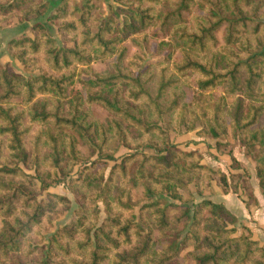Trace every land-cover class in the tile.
Returning a JSON list of instances; mask_svg holds the SVG:
<instances>
[{
	"label": "trees",
	"instance_id": "1",
	"mask_svg": "<svg viewBox=\"0 0 264 264\" xmlns=\"http://www.w3.org/2000/svg\"><path fill=\"white\" fill-rule=\"evenodd\" d=\"M21 2L27 5L19 12L35 23L36 32L32 40L12 41L9 53L29 65L36 63L32 55H42L44 67L26 77L0 66V264H179L180 253L189 245L184 264H264V245L251 233L235 236L238 219L222 203L203 195L213 182L228 193L226 176L200 164L195 152L170 145L167 134L182 127L191 131L196 121L211 139L230 134L255 162L264 197V124H260L264 105L258 104L264 101V0H129L128 20L116 22V13L100 29L87 22V2L70 7L68 15L76 13L71 20H66L69 0ZM150 4L161 7L153 13ZM50 6L57 9L53 20H62L58 29L63 41L71 32L74 40L79 28H85L73 47L55 46L46 33L41 17ZM192 6L201 13L186 23L184 14ZM17 9V0H0L1 15ZM153 23L161 31H171L181 54L178 63L169 64V50L141 68H125L121 48L111 72L87 79L93 92L88 90L84 98L66 94L74 66L91 60V53L85 54L88 47L100 58L112 57L123 38ZM190 74L198 76L194 81L198 91L220 88L221 95L196 102V107L182 102L179 86ZM14 98L18 104L10 102ZM227 98L233 99L230 104ZM85 104L105 108L113 116L108 126L88 121ZM129 128L140 137H131ZM77 140L109 159L113 154L104 151L110 140L115 141L114 152L119 147L135 152L115 165L105 181L100 171L86 166L71 181L81 207L73 225L56 230L46 246L20 254L34 228L51 223L59 205L66 206L67 200L58 195L49 194L47 200L37 197L83 162ZM145 147L155 153L147 155ZM19 163L34 168L40 187ZM128 184L142 189L147 201L139 210V222ZM191 184L198 202L181 194ZM251 200L255 201L252 194L247 206ZM100 203L106 218L98 225ZM157 240L163 243L160 249Z\"/></svg>",
	"mask_w": 264,
	"mask_h": 264
},
{
	"label": "rangeland",
	"instance_id": "2",
	"mask_svg": "<svg viewBox=\"0 0 264 264\" xmlns=\"http://www.w3.org/2000/svg\"><path fill=\"white\" fill-rule=\"evenodd\" d=\"M50 1L52 0H45V2ZM86 2L90 5L89 14L87 16V22L88 24L90 23L92 26H96V29H100L103 25V22L109 16L116 17V13H119L117 19L118 21L116 20V22L122 24L124 20H128V12L131 7V5L128 3L129 0H69L66 5V20H71L73 14L74 16L76 15L75 12L73 14L71 13L70 15H68L74 5L81 7ZM17 3L19 4V9L11 13L2 15L0 14V66L4 67L11 73L23 75L26 77L29 75H37L42 69V67H44L42 55H32V58L35 59L36 63H34L33 65H29L28 63L21 62L19 58H17L16 53L12 52L11 54L8 50V46L12 41H21L24 38L32 40L36 32L34 30L35 23L29 22L19 12V10L26 9L27 4L21 2V0H17ZM145 5H147L146 2L143 3V6ZM150 7H152L153 9V13H157L161 6L160 4H150ZM56 10L57 9L55 6H50L48 12H46V14L41 17L42 23L45 26V31L53 40H55V46H65L68 48L73 47L76 41V37L79 36L81 32L85 31V28H79V30L77 31V35L74 38L75 41L71 38V36H73L75 32H71L70 36L66 37V41H63L60 31L58 29V24H60L62 20L56 21L52 18L57 14ZM200 13L201 12L198 6H192L190 13L184 14V19L186 23H190V18ZM170 32L171 31L168 30L161 31L157 27V24L153 23V25L147 27L138 34L123 38L122 42H120L116 54L108 58H100L99 56H96L91 49L88 50L89 47H86L87 50L85 54L91 53V60H89V63L85 66H74L76 69L74 70L75 75L73 78V82L66 87V94L68 96H74L75 94L79 93L84 98L88 90H91L93 92L94 86L89 85L87 83V79L93 78L95 74L106 75L111 72L112 64L115 62L116 56L121 51V48H123L124 52V60L122 66L125 68H141L145 64L162 59L169 50V64L178 63L181 58V54L175 48V38ZM221 36L222 29L217 32V37L219 39H221ZM163 42L170 44L171 47L168 49V47L165 46ZM81 48H83V46H81ZM197 78V75L190 74L188 78L182 79L184 83L179 86V91L183 94L182 102H185V104L191 105L192 107H196V102L206 103L208 101H213L221 95L220 88L216 90H209L207 92L198 91L194 86V81ZM232 100V98H227V104H230ZM10 102L12 104H18L19 100L14 98L11 99ZM258 104L264 105V101ZM18 107H20L21 109L24 108L22 105H18ZM83 113L86 114L88 121H95L103 124L104 126H108L110 118L113 117L109 112H107L105 108L98 104H85L83 106ZM260 124H264V111L260 118ZM122 125L126 126L127 124L123 121ZM129 131L131 137H140V135L138 133H135L132 129L129 128ZM65 132L69 133L68 130H66ZM167 134L168 142L170 145L174 146L176 149L182 152H195L199 156L200 164L207 166L210 169L221 171L227 178V182L230 186V191L236 188L232 185V181L229 175V169H240L239 174L242 176L240 177L242 178L241 191L245 199L244 204L247 208L257 205L256 199L255 201L251 200V204L249 206L246 205V202L248 201V196L250 194L254 196L250 180L252 176L257 179L255 171L256 164L252 160V158H250L246 154L245 149L241 147L237 140L232 138L230 134H228L226 138L221 137L218 140L211 139L203 132L201 125L197 121L195 122L193 130L191 131L185 132L184 128L182 127L180 130L174 129V131L168 132ZM31 137L32 136L29 135L28 140L31 139ZM114 147L115 141L110 140L108 146L104 151V153L108 152V154H113L114 158L109 159L105 157H100L99 152L97 150L91 152V149L89 147L83 145L80 140H77L76 148L79 153L84 157L83 162L76 164L72 168V170L68 171L66 177L59 184L54 183L48 189L41 190L38 193L37 197L38 200H47L49 194L58 195L67 200L66 206H68L66 207L63 204H60L57 213L54 215L51 223L45 222L43 223V227L41 226L39 228H34V230L28 235V238L25 241V245L23 246L20 254H24L29 248H41L43 246H46L51 235L56 232V230L73 225L74 221L80 214L79 210L81 207L76 197V188L73 187L71 181L77 179L80 172L86 166L94 167L93 172L97 173V171H100L99 175L103 177V181H105L109 178L110 172L115 165L120 164L124 157L135 152V150L128 149L125 147H119L114 152ZM142 149L147 155H153L155 153L152 149L147 147ZM4 154L5 151L3 155ZM224 156H226L225 160ZM8 165L10 167L16 166L15 164L11 163H9ZM242 165H245L246 167H242ZM1 166L2 163L0 162V167ZM17 166L25 174L30 176L31 180H34L37 187H40L39 181L35 179L34 168H28L22 163L17 164ZM247 166H250V169L247 168ZM129 171H133L132 166L129 168ZM127 188L130 189L132 200L136 202L134 214L137 217L136 222H139V210L142 205L146 204L147 201L143 196L142 189L132 188L131 184H128ZM214 188H218L220 190L218 185L213 182L211 187L204 191L203 195L209 198L213 194ZM181 194L184 196V198L194 199L195 202L200 201V197L195 194L193 184L189 185V191H181ZM171 213H174V211H172ZM147 217H149V214H147ZM105 218L106 212L104 210L103 204L100 203L98 225H100ZM250 233L251 231L247 227H245V225H243V221L238 219L234 235L239 236L240 234ZM250 235L252 237V234ZM154 237L157 238L155 232ZM257 242L261 246L264 245V243L261 244L259 241ZM162 244V242L157 240V248L160 249L162 247ZM191 248V245H189L185 250L180 253L178 261L179 264H184L186 253L190 251ZM74 256L76 255L74 254Z\"/></svg>",
	"mask_w": 264,
	"mask_h": 264
},
{
	"label": "crops",
	"instance_id": "3",
	"mask_svg": "<svg viewBox=\"0 0 264 264\" xmlns=\"http://www.w3.org/2000/svg\"><path fill=\"white\" fill-rule=\"evenodd\" d=\"M225 158L226 156H224V160ZM242 167L246 166L242 165ZM247 168L250 169V166H247ZM239 173L240 169H229L230 179L237 193H234L232 190L228 193H222L218 188H214V192L209 199L222 203L236 218L243 221V225L251 231L252 238L262 244L264 243V197L257 179L252 176L250 181L257 205L247 208L244 204L245 199L241 191L242 176Z\"/></svg>",
	"mask_w": 264,
	"mask_h": 264
}]
</instances>
